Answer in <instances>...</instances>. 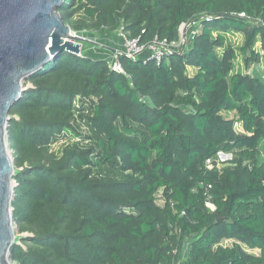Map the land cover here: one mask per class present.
<instances>
[{
    "label": "trees",
    "instance_id": "obj_1",
    "mask_svg": "<svg viewBox=\"0 0 264 264\" xmlns=\"http://www.w3.org/2000/svg\"><path fill=\"white\" fill-rule=\"evenodd\" d=\"M73 1L57 9L65 23ZM81 1L86 16L107 25L121 14L123 32L141 42L174 41L193 19L201 30L159 64L121 57L130 78L65 51L29 78L7 132L21 168L13 220L33 229L24 240L32 246H12L13 260L176 264L189 239L184 264H264V0ZM239 122L245 133L235 130ZM62 134L81 142L52 159L48 143ZM219 151L234 153L232 164L206 170ZM102 166L125 178L93 176ZM224 239L260 253L222 246Z\"/></svg>",
    "mask_w": 264,
    "mask_h": 264
},
{
    "label": "water",
    "instance_id": "obj_2",
    "mask_svg": "<svg viewBox=\"0 0 264 264\" xmlns=\"http://www.w3.org/2000/svg\"><path fill=\"white\" fill-rule=\"evenodd\" d=\"M64 0H0V264L9 262L15 228L13 160L7 123L23 82L61 52L79 55L82 42L57 9Z\"/></svg>",
    "mask_w": 264,
    "mask_h": 264
},
{
    "label": "rangeland",
    "instance_id": "obj_3",
    "mask_svg": "<svg viewBox=\"0 0 264 264\" xmlns=\"http://www.w3.org/2000/svg\"><path fill=\"white\" fill-rule=\"evenodd\" d=\"M84 3V1L74 0L73 3L69 2V5L66 6V10L69 13V17L66 19V24H68L72 30V33L75 35H78L80 37L85 38L89 41L82 42L81 47V54L84 56H89L91 58H104L107 56L111 50L114 48H120L122 46V34H125L123 31V16L119 14L118 21L115 20L112 21V23L104 24L102 19H91L88 16H86L82 10H80V5ZM258 21V20H256ZM111 29V30H109ZM199 31L201 30L200 25H192L187 26V33L190 31ZM127 35V34H125ZM239 35H235L233 37L230 36L232 41H238ZM191 45V44H190ZM23 86L26 89L27 87H30L31 84L29 83V79L25 80L23 82ZM75 106H80V97L76 98L74 100ZM16 117L17 116H12ZM10 121V120H9ZM8 121V122H9ZM242 125L240 123L235 124V130L239 133L243 132V129L241 127ZM8 127V123H7ZM7 130V129H6ZM77 130L81 134H85L87 129L85 126H77ZM8 133V132H7ZM80 139L76 137H70L61 135L59 139L57 140H51L48 143V154L52 159H58L63 151L64 148L67 146L75 145L77 143H80ZM88 146H94V143L88 142L86 143ZM9 152L13 160L14 165V175H13V184L14 189L17 186V182L15 180V175L21 170L20 167H17L14 164V153L12 149L9 146ZM234 153L230 155L229 160L234 159ZM247 165L252 164V160L248 159L245 161ZM231 165V164H230ZM227 166V165H226ZM92 175L103 177V178H111L114 180H123L125 178L126 173H122L119 171L112 170L106 166H102L99 168H92ZM156 203L159 205H163V196H162V189H160L156 195ZM14 199V196H13ZM13 203V200H12ZM13 214V211H12ZM13 226L15 228L14 233V240H13V246H23V248L31 247L32 245L29 242H25L24 240L26 237L32 235L33 229L29 228L24 221H22L21 216H18L16 219L13 220ZM189 241V239H188ZM235 243L240 244V246L243 248V250L251 255H259L260 251L258 249H250L246 245L239 243L235 240H222L220 242V245L222 246H228L232 247ZM9 262L11 264H17L12 256L11 251L9 255Z\"/></svg>",
    "mask_w": 264,
    "mask_h": 264
},
{
    "label": "built area",
    "instance_id": "obj_4",
    "mask_svg": "<svg viewBox=\"0 0 264 264\" xmlns=\"http://www.w3.org/2000/svg\"><path fill=\"white\" fill-rule=\"evenodd\" d=\"M239 17L246 20V22L253 23L248 16L243 13L238 14ZM199 25L198 21L193 19L188 23H181L178 27V38L174 41H168L163 38L160 39L155 36L153 39L147 42H141L137 37H131L125 34H122V46L120 48H114L110 51V53L104 58H100L104 60L107 64L109 70L122 74L127 78H130L127 72L122 67L120 58L126 57L132 60L140 59V60H152L156 64H159L163 58L169 54H182L187 50L191 45L193 38L196 33L199 31H190L187 33V26ZM79 55H82L81 53ZM240 64V59L237 58L235 60V65L238 67ZM245 73H250L251 68L244 70ZM232 153L219 151L214 157L208 158L204 162V166L206 170H218L226 166L232 164V160H229ZM211 185H207L204 187V195H205V203L206 207L209 210L214 208L211 194H210ZM179 229L177 227L173 228V233L178 235ZM189 241L186 240L183 245L182 252L178 253L176 264H184V259L186 258L188 252ZM176 250L173 251L175 253Z\"/></svg>",
    "mask_w": 264,
    "mask_h": 264
},
{
    "label": "crops",
    "instance_id": "obj_5",
    "mask_svg": "<svg viewBox=\"0 0 264 264\" xmlns=\"http://www.w3.org/2000/svg\"><path fill=\"white\" fill-rule=\"evenodd\" d=\"M86 57H89V56H86ZM89 58H91V57H89ZM239 123H240V122H239ZM236 124H237V123H236ZM240 124H241V123H240ZM241 125H242V124H241ZM241 127H242V126H241ZM242 129H243V127H242ZM242 133H245V132H244V130H243V132H242Z\"/></svg>",
    "mask_w": 264,
    "mask_h": 264
}]
</instances>
